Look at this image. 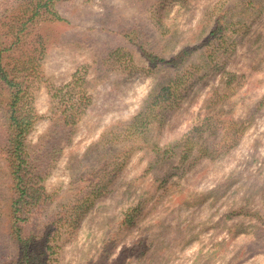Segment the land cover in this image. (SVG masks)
<instances>
[{
	"label": "rangeland",
	"instance_id": "rangeland-1",
	"mask_svg": "<svg viewBox=\"0 0 264 264\" xmlns=\"http://www.w3.org/2000/svg\"><path fill=\"white\" fill-rule=\"evenodd\" d=\"M54 11L65 21L42 25L54 43L27 81L29 141L49 125L51 88L76 74L91 99L44 183L39 223L100 192L56 234V264H264V0H69ZM219 17L222 39L210 36ZM164 86L174 102L125 134ZM4 153L0 135V261L16 250Z\"/></svg>",
	"mask_w": 264,
	"mask_h": 264
},
{
	"label": "trees",
	"instance_id": "trees-1",
	"mask_svg": "<svg viewBox=\"0 0 264 264\" xmlns=\"http://www.w3.org/2000/svg\"><path fill=\"white\" fill-rule=\"evenodd\" d=\"M67 1L0 0V135L4 140L7 174L11 180L5 214L8 235L16 248L13 257L0 261V264H56V234L61 233L63 227H74L84 205L100 193L92 188L82 204L71 211L68 209L70 214L67 216L56 220L60 216L57 214L54 217L56 223H39V218L45 219L44 205L48 202L44 183L62 157L64 148L70 144L75 126L91 99L76 74L63 86L51 88L48 92L51 104L49 125L35 142L29 141L36 117L26 104L27 81L38 68L46 48L54 43L50 42V29L42 28V25L54 26L64 22L54 11V6ZM222 21L223 17L217 18L216 29L210 32V36L225 38V34H221L226 32L227 24ZM134 30L137 34L131 41L153 62L157 56L152 55L148 47L150 43L145 41L139 29ZM186 53L183 51L182 55ZM181 57L173 58L168 64L181 61ZM179 79L180 76L175 78L176 81ZM176 96V89L172 86H164L157 94L149 95L144 108L129 122L125 134H140L142 128L153 124L156 117L161 118L166 102L172 104ZM189 140L186 139L187 145ZM49 229L52 232H48Z\"/></svg>",
	"mask_w": 264,
	"mask_h": 264
}]
</instances>
